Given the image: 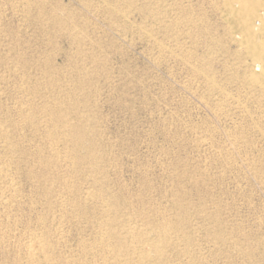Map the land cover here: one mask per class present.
<instances>
[{"label": "rangeland", "instance_id": "rangeland-1", "mask_svg": "<svg viewBox=\"0 0 264 264\" xmlns=\"http://www.w3.org/2000/svg\"><path fill=\"white\" fill-rule=\"evenodd\" d=\"M240 22L227 0H0V264H264V71Z\"/></svg>", "mask_w": 264, "mask_h": 264}, {"label": "bare ground", "instance_id": "bare-ground-1", "mask_svg": "<svg viewBox=\"0 0 264 264\" xmlns=\"http://www.w3.org/2000/svg\"><path fill=\"white\" fill-rule=\"evenodd\" d=\"M261 2V1H260ZM259 3L258 2H256V0H227V8H228V10H234V11H236L237 12V14H238V16H239V19H240V23H238V24H234V25H236L237 26V28L238 29H240L244 34H245V37H244V39H243V42H244V44L246 45V47L248 48V51L251 53V55L252 56H255L257 59H255L256 61L259 59V60H261L262 62H263V71H264V29H262V30H260V32H254L253 31V29H251V26H250V24H251V19H252V17H253V10H254V8H255V6L257 5V6H259L258 5ZM36 5V4H35ZM261 5V4H260ZM264 6V5H263ZM39 7V6H38ZM42 7V6H41ZM259 7H261V6H259ZM40 8V7H39ZM43 8V7H42ZM42 8H41V10H42ZM107 9H109V8H107ZM114 9V8H113ZM55 10V9H54ZM110 11H111V9H110ZM113 11V10H112ZM114 11H116V10H114ZM42 12H43V10H42ZM45 12V11H44ZM59 12V11H58ZM68 12V11H67ZM122 12V11H121ZM47 13V12H46ZM113 13V12H112ZM39 15V14H38ZM51 15V14H50ZM124 15V14H123ZM257 15V14H256ZM44 16V15H43ZM42 16V17H43ZM264 16V15H263ZM45 17V16H44ZM51 18H53V17H51ZM54 19V18H53ZM72 19V18H71ZM50 20V19H49ZM61 21V20H60ZM65 22V21H64ZM78 22V21H77ZM50 23H51V21H50ZM74 26V25H73ZM64 29H66V27H64ZM69 29V28H68ZM260 29V28H259ZM257 30V29H256ZM70 33V32H69ZM73 34V33H72ZM237 35V34H236ZM258 36L260 37V38H258ZM72 38V37H71ZM73 39V38H72ZM93 54V53H92ZM91 54V55H92ZM90 55V56H91ZM92 59H93V57H92ZM254 63V62H253ZM259 64V63H258ZM262 64V63H261ZM259 66V65H258ZM258 68V67H257ZM259 68H261V67H259ZM262 70V69H261ZM258 72V71H257ZM260 78V76H258V75H256V72H255V75H254V79L255 80H260L259 79ZM66 94V93H65ZM74 95V94H73ZM71 100V99H70ZM72 101V100H71ZM56 103V102H55ZM72 103V102H71ZM54 104V103H53ZM48 105V104H47ZM46 105V106H47ZM54 106V105H53ZM49 107V106H48ZM50 108V107H49ZM48 108V109H49ZM55 108V107H54ZM57 109H58V107H56ZM56 108H55V110H56ZM61 108V107H60ZM44 109V108H43ZM53 109V108H52ZM46 111V110H45ZM43 112V111H42ZM51 112H52V110H51ZM47 113V112H46ZM50 113V112H49ZM49 113H48V115H49ZM54 113V112H53ZM55 113H57L56 111H55ZM45 114V113H44ZM53 115V114H52ZM56 114H54V116H55ZM58 115V114H57ZM50 116V115H49ZM60 116V115H59ZM64 116V115H63ZM67 116V115H66ZM47 118V117H46ZM51 118V117H50ZM52 118H53V116H52ZM55 118V117H54ZM61 118V117H60ZM65 118V117H64ZM58 119V118H57ZM44 120V119H43ZM55 120V119H54ZM60 120V119H59ZM64 120H66V119H64ZM50 121V120H49ZM51 122H53L52 121V119H51ZM56 122V121H55ZM54 122V123H55ZM58 122V121H57ZM66 123V122H65ZM45 125V124H44ZM49 125V124H48ZM51 125H53V124H51ZM63 125V124H62ZM66 125V124H65ZM55 126V125H54ZM59 126V125H58ZM58 126H57V128H58ZM83 126V125H82ZM66 130L65 131H63V133L65 132V135L66 136H68V138H69V141L72 143V145L73 146H83V145H85V137H84V134H83V128L81 127V126H78V125H66ZM49 128V127H48ZM61 129V128H60ZM1 130V129H0ZM48 130V129H47ZM53 131H55V129H53ZM59 131V130H58ZM56 134H57V132H55ZM60 134H62V132H59V135ZM53 136H54V134H53ZM66 136L65 137H63L65 140H66ZM48 137V136H47ZM51 137V136H50ZM57 137V136H56ZM55 137V138H56ZM67 138V139H68ZM64 139H62V140H64ZM56 140H58V139H56ZM90 140V139H89ZM54 141V140H53ZM61 141V140H60ZM50 142V141H49ZM56 142H58V141H56ZM67 143V142H66ZM70 143V144H71ZM71 145V146H72ZM91 145V144H90ZM69 148H72V147H69ZM83 149H84V147H82ZM51 150V149H50ZM85 150H86V148H85ZM49 152H51V151H49ZM60 152V151H59ZM59 152H58V154H59ZM62 152V151H61ZM67 152V151H66ZM72 152V151H71ZM53 153H54V151H53ZM74 153V152H73ZM73 153H71V154H73ZM66 155V154H65ZM58 156V155H57ZM62 157V156H61ZM73 158V157H72ZM74 158H75V156H74ZM73 158V159H74ZM62 160L64 159V158H61ZM78 159H79V157H78ZM75 160V159H74ZM74 160H73V162H74ZM81 161H82V159H81ZM73 162H71V163H73ZM89 162V161H88ZM77 163V162H76ZM75 162H74V165L76 164ZM81 163V162H80ZM90 163L91 164H94V159L92 160V161H90ZM96 163V162H95ZM67 165H68V163H66ZM89 164V163H88ZM91 164H89L90 166H92ZM88 165V166H89ZM78 166V165H77ZM93 168H95L94 166H92ZM6 168V167H5ZM97 169V168H96ZM74 170V169H73ZM77 170H78V168H77ZM95 170V169H94ZM70 172H71V170H70ZM3 177V176H2ZM65 181V180H64ZM11 187V186H10ZM2 195H3V193H1ZM73 194V193H72ZM93 194V193H92ZM73 196V195H72ZM1 197V196H0ZM87 197L89 198H91V197H93V195H91V194H87ZM95 197H96V195H95ZM81 199V198H80ZM93 199V198H92ZM95 199V198H94ZM97 199V198H96ZM101 199V198H100ZM11 200V199H10ZM72 200H74V199H72ZM8 201V200H7ZM86 201V200H85ZM2 202V201H1ZM5 202V201H4ZM3 202V203H4ZM73 202V201H72ZM95 202V201H94ZM2 203V204H3ZM6 203V202H5ZM71 204V203H70ZM82 204V203H81ZM1 205V204H0ZM4 205V204H3ZM7 205V204H6ZM72 205V204H71ZM84 206V205H83ZM9 207V206H8ZM11 207V206H10ZM72 208V207H71ZM85 209V208H84ZM90 212V211H89ZM109 218V217H108ZM114 221H115V219H114ZM109 222H111V219L109 218V219H106V221H105V224H109ZM114 224V223H113ZM165 224V223H164ZM162 225V227H163V224H161ZM108 226V225H107ZM164 228V227H163ZM161 231H163V230H161ZM159 232V231H158ZM165 232V231H164ZM164 232H162V233H157L158 235H157V237H158V244H156L155 243V248L156 249H158V245H159V243L160 242H164V240L166 239V236H165V233ZM50 233V232H49ZM44 235V234H43ZM53 235V234H52ZM56 235V234H55ZM31 236H32V234H31ZM38 235H36L35 236V238H36V240H37V243H38V245H37V248H36V252H38V253H40V255L42 254L43 256L42 257H44V255H49L48 253H50L51 252V250H50V252L47 250V243L49 242H47V240L45 239L46 238V236H45V238H41V236H40V238L39 237H37ZM51 236V235H50ZM99 236V235H98ZM121 236V235H120ZM34 238V237H33ZM32 238V239H33ZM57 238V237H56ZM31 239V240H32ZM48 239V238H47ZM51 239V238H50ZM99 239L101 240V243H103L104 242V246L106 245H115V247H116V249L117 248H121V247H125L126 245H125V243H124V241H122V239L121 238H119V237H112V236H110V235H108V232L107 233H105V234H101V236H99ZM27 240H29V239H27ZM30 240V241H31ZM49 240V239H48ZM167 240V239H166ZM22 241V240H21ZM28 243V242H27ZM34 243V242H33ZM54 243V242H53ZM30 244V243H29ZM28 244V245H29ZM50 244L51 243H49V246H50ZM99 244H100V242H99ZM102 245V244H101ZM33 246V245H32ZM84 246V245H83ZM103 246V247H104ZM153 246V245H152ZM36 247V246H35ZM129 247V246H128ZM132 249H134L133 247H131ZM28 249V248H27ZM127 249V248H126ZM125 249V250H126ZM29 251H27L28 253H29V255L30 256H32V255H34L35 253H34V251L35 250H33V249H30V246H29V249H28ZM154 250V249H153ZM132 251V250H131ZM126 253V252H125ZM29 256V257H30ZM49 257V256H48ZM27 258V257H26ZM50 258V257H49ZM111 259V258H110ZM109 259V260H110ZM106 260V259H105ZM45 261H46V259H45ZM108 262V261H107ZM50 263V262H49ZM103 263H105V261L103 262ZM111 263H114V262H111Z\"/></svg>", "mask_w": 264, "mask_h": 264}]
</instances>
